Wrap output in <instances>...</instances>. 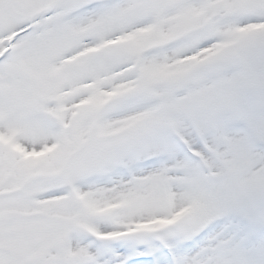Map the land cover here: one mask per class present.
<instances>
[{
  "label": "snow or ice",
  "instance_id": "6c2138e0",
  "mask_svg": "<svg viewBox=\"0 0 264 264\" xmlns=\"http://www.w3.org/2000/svg\"><path fill=\"white\" fill-rule=\"evenodd\" d=\"M0 264H264V0H0Z\"/></svg>",
  "mask_w": 264,
  "mask_h": 264
}]
</instances>
